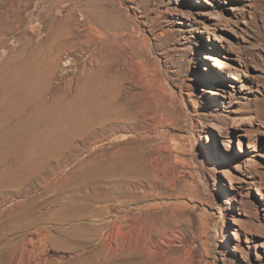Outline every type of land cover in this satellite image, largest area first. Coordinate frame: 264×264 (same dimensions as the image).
<instances>
[{
    "label": "rangeland",
    "instance_id": "1",
    "mask_svg": "<svg viewBox=\"0 0 264 264\" xmlns=\"http://www.w3.org/2000/svg\"><path fill=\"white\" fill-rule=\"evenodd\" d=\"M45 66L38 93L21 71ZM81 88L0 193V221L35 220L0 237L30 233L34 264H84L107 238L144 264H264V0H0V102L32 116ZM99 181L119 192L97 214L42 215ZM78 223L98 235L59 232Z\"/></svg>",
    "mask_w": 264,
    "mask_h": 264
},
{
    "label": "bare ground",
    "instance_id": "2",
    "mask_svg": "<svg viewBox=\"0 0 264 264\" xmlns=\"http://www.w3.org/2000/svg\"><path fill=\"white\" fill-rule=\"evenodd\" d=\"M21 72L24 83L26 85H31L34 89H37L38 93H40L43 89L47 87L51 76V70L49 66H45L43 67V69L37 70L35 75H31L29 73V70H26V68L22 69ZM231 78H233L234 80L241 79H239V75L236 73H231ZM81 89L77 92V94H69L68 91L57 92L53 96V99L49 104H45L44 107H42V109H40L37 114L32 116L14 117L11 108H9L6 104L4 106V104L0 102V193H2L5 188L17 184V181L20 180V178L23 176V174L22 176L20 174L24 170L23 168H25V166L23 167V165L25 164V162L26 164L30 163L35 153H37L41 148H43L49 135L53 131L55 121H59L61 118H63L65 113L69 115V113L73 111L74 105L79 104L83 101L84 97L86 96V91L84 89ZM212 128L216 129L217 127L215 125H212ZM23 161L24 163H22ZM32 167H34V163ZM95 171L96 176L105 175L109 178L116 177L119 175L124 176L126 170L118 169L114 166L112 168H104L100 171ZM111 182L107 183L108 185H103L102 183H100V181L99 183L95 182L91 186V191L83 195L81 194L82 196H80L79 198L75 197L74 194V197L72 195L69 200H65L63 197V200H61L59 203L52 204L49 210H47L50 211V213L43 212L42 215L51 214V216H53L55 220L66 223L67 221L70 222L73 219L86 217L87 215H89L90 213L92 214L93 212L97 214V211H100L95 208L96 203L99 204L102 202L109 201L113 198L114 193L119 192V189H117L116 187V184L118 183L115 182L114 184L113 182ZM70 185L72 187V184ZM71 189L69 188V190ZM79 189H81V187ZM72 192L75 193L74 191ZM69 195L68 197H70ZM58 200H60V198ZM55 201L56 200H54V202ZM34 220L35 218L30 217L29 213L24 209V211H21L15 218L10 217L4 221H0V232L7 227L11 230V232L18 234L17 232L21 228L26 227V229H29ZM98 230L99 229L94 226L87 227L81 223H78L74 224L72 227L70 226L69 228L62 229L59 232L66 233L72 238H78L77 243L80 244L82 237L98 235ZM14 233L12 234L14 235ZM29 234L30 233L27 232L22 238L18 235H15L16 238L13 239L0 237L2 238L0 239V264H34L31 254V248L29 246ZM57 239L59 238L55 236V242L58 241ZM107 240L108 238L106 239L104 244L97 247L92 256L84 258V264L145 263L144 253L139 244L137 245L132 242H124L118 244L116 247H112L110 246V244H108L109 242H107Z\"/></svg>",
    "mask_w": 264,
    "mask_h": 264
}]
</instances>
